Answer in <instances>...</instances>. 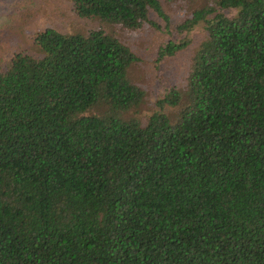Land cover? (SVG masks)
Returning <instances> with one entry per match:
<instances>
[{
  "label": "trees",
  "instance_id": "obj_1",
  "mask_svg": "<svg viewBox=\"0 0 264 264\" xmlns=\"http://www.w3.org/2000/svg\"><path fill=\"white\" fill-rule=\"evenodd\" d=\"M69 1L129 33L203 38L186 90L158 103L173 117L131 113L140 58L102 30L46 29L41 58L0 73V264H264V0H191L207 4L174 28L161 0Z\"/></svg>",
  "mask_w": 264,
  "mask_h": 264
},
{
  "label": "rangeland",
  "instance_id": "obj_2",
  "mask_svg": "<svg viewBox=\"0 0 264 264\" xmlns=\"http://www.w3.org/2000/svg\"><path fill=\"white\" fill-rule=\"evenodd\" d=\"M161 2L170 18L171 28L186 18L190 8L196 9L207 4L191 0ZM193 2L195 4L192 5ZM225 13L228 16V13ZM46 29H53L66 36H87L93 31L102 30L126 43L140 58V62L131 66L129 78L145 91L142 103L131 111L142 120L152 113L163 112L170 117L175 115L176 110L167 106L160 109L158 103L164 100L172 89L186 90L191 55L203 38L200 27L184 34L174 32L171 35L150 29L143 30L138 35L129 33L122 27H110L96 19L79 17L69 0H0V73L6 71L10 62L20 54L41 58L35 39ZM182 37L191 41L186 49L170 58L155 62L161 46L169 42H181Z\"/></svg>",
  "mask_w": 264,
  "mask_h": 264
}]
</instances>
